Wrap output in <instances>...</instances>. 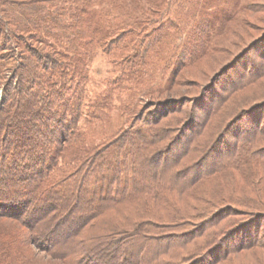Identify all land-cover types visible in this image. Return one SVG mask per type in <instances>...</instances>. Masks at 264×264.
I'll use <instances>...</instances> for the list:
<instances>
[{
    "label": "trees",
    "instance_id": "obj_1",
    "mask_svg": "<svg viewBox=\"0 0 264 264\" xmlns=\"http://www.w3.org/2000/svg\"><path fill=\"white\" fill-rule=\"evenodd\" d=\"M91 1L0 0V264H27L29 241L63 264L238 261L230 259L227 247L237 229L248 225L217 229L228 217L218 207L233 196L212 198L195 188L237 165L253 144L263 142L264 131L253 129L237 150L230 148L229 157L199 171L212 145L240 118L234 115L225 123L226 117L218 115L226 96L248 91L251 82L234 84L200 119L180 105H168L154 118L128 110V125L87 145L78 123L86 106L89 50L103 49L109 38L116 44L120 26H135L123 22L104 27L109 13L91 14ZM261 67L253 81H264ZM136 72L140 70L128 64L117 83L137 93L123 84ZM151 80L146 85L152 86ZM101 104H94L91 119L106 116ZM191 119L194 125L187 128L192 135L178 136L177 129L184 130ZM59 229L63 236L58 239ZM250 238L242 245L251 246ZM252 243L255 247L258 242ZM206 254L212 260L200 259Z\"/></svg>",
    "mask_w": 264,
    "mask_h": 264
},
{
    "label": "rangeland",
    "instance_id": "obj_2",
    "mask_svg": "<svg viewBox=\"0 0 264 264\" xmlns=\"http://www.w3.org/2000/svg\"><path fill=\"white\" fill-rule=\"evenodd\" d=\"M91 2L92 5L87 6L91 14L99 16L109 13L103 21L104 27L107 23L118 25L123 22L135 26L125 30H120V26L117 35L121 36L116 38V44H112L109 38L103 49L96 47L89 50L84 84L86 106L78 123L87 145L99 143L104 134L113 128L118 130L121 124L126 123V112L131 109L137 114L142 111L147 117L154 118L166 112L168 105H180L194 117L203 118L206 108L219 102V98L225 97L232 86L241 80L252 83L249 90L226 96L218 114L226 117L225 123L232 121L234 115L240 118L222 133L219 142L212 145L209 157L199 165V171L221 161L230 148H238L241 139L250 135L253 129L264 131V81L262 78L252 80V74L260 66L264 68V0ZM98 20L101 19L98 17ZM223 29H227L224 34ZM130 63L140 73L133 74L134 79L125 78L123 84L130 85L132 89L135 87L137 93L117 83L121 78L120 71ZM183 63L185 67L181 69ZM149 80L148 84L152 86L146 85ZM147 87L150 88L149 92L144 91ZM97 101L102 102L101 110L106 116L91 119L89 113L94 111L93 106ZM175 117L173 115L167 121ZM164 121L167 122L166 119ZM189 121H185L184 130L176 128L178 136L181 133L185 137L192 135L193 131L187 127L194 125V120ZM96 122L99 124L96 125ZM181 137L176 145L179 152L183 148ZM250 149L251 153L245 154V159L237 161V165L233 163L212 177L210 182L203 181L195 188L198 194L212 198L233 196L234 199H227L218 207L228 217L217 229L231 227L232 230L237 224H242L241 228L248 225V229H237L238 234L233 235L227 244V249H232L228 252L230 259H239L232 264H264V138L263 142L253 144ZM172 158L169 154L167 160L171 161ZM241 202L244 205H240ZM194 222L192 220L191 223ZM191 225L186 228L190 229ZM16 228L22 229L19 226ZM57 232L59 239L63 233L60 229ZM248 237H252L249 242L251 246H243V241ZM253 241L258 242L255 247ZM29 243L25 249L27 264H63ZM234 253H237L236 256ZM202 258L212 260L209 254ZM198 262L192 263L203 264Z\"/></svg>",
    "mask_w": 264,
    "mask_h": 264
}]
</instances>
